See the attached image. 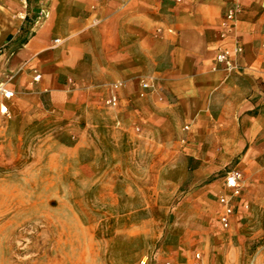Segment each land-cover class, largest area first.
Returning <instances> with one entry per match:
<instances>
[{"label":"crops","instance_id":"crops-1","mask_svg":"<svg viewBox=\"0 0 264 264\" xmlns=\"http://www.w3.org/2000/svg\"><path fill=\"white\" fill-rule=\"evenodd\" d=\"M235 2L241 12L226 23ZM28 7L0 0V46L20 44L0 69V84L17 99L4 100L3 136L24 140L47 170L57 172L66 151L70 180L81 172L84 186L113 197L119 217L150 218L152 204L175 200L188 159L201 151L181 144L190 131L181 124H192L191 137L225 139L228 153L242 158L249 140L264 139V0H34ZM30 9L38 15L27 30ZM236 43L240 69H214L217 52L232 53ZM117 84L120 103L110 108L105 100ZM224 122L225 130H206ZM74 131L76 142L60 143ZM204 177L193 169L188 186L205 193ZM188 198L180 207L205 202ZM236 205L235 212L246 206L244 190Z\"/></svg>","mask_w":264,"mask_h":264},{"label":"rangeland","instance_id":"rangeland-1","mask_svg":"<svg viewBox=\"0 0 264 264\" xmlns=\"http://www.w3.org/2000/svg\"><path fill=\"white\" fill-rule=\"evenodd\" d=\"M17 1L23 9L34 3ZM35 12L30 9L23 28L28 30L34 24ZM19 45L0 46V69ZM3 77L1 74V81ZM20 94L24 93H16ZM11 99L17 100L15 96ZM1 103L5 101L0 96ZM257 112L258 108L251 115ZM2 121L0 118V264H192L197 253L205 264H264V139L249 140L250 155L242 158L228 153L225 139L191 137L192 124H181V128H190L189 133L183 132L181 144L201 150L195 159H188L187 182L171 203L152 204L149 214L153 217L121 218L110 201L113 197L100 196L97 186H84L81 172L75 173V181L70 180L66 151H59L57 172L44 169L46 164H36L24 140L3 136ZM225 129V122L206 127L213 132ZM76 131L61 134L60 143L76 142ZM234 167L242 174L246 206L223 228L217 198L228 193L224 177ZM196 168L204 170L198 187L208 186L205 193L188 186ZM196 194L205 202L193 198L180 207L184 197Z\"/></svg>","mask_w":264,"mask_h":264},{"label":"built area","instance_id":"built-area-1","mask_svg":"<svg viewBox=\"0 0 264 264\" xmlns=\"http://www.w3.org/2000/svg\"><path fill=\"white\" fill-rule=\"evenodd\" d=\"M26 5V0H20ZM179 1V0H176ZM241 12V8L237 2L231 5L225 14L226 23L232 24L236 21L237 15ZM241 52L240 46L236 43L232 53L227 50H219L215 58L214 69L221 67L226 72H235L239 70V66L236 63L235 56ZM261 52L264 53V36L261 40ZM36 81L40 79V75L34 77ZM142 89H146L148 86L146 83L141 84ZM119 85L113 86V93L105 100V104L110 108H117L120 103L117 90ZM0 96L4 100H10L14 93L7 90L3 84H0ZM0 113L4 116L9 114L8 107L5 104H0ZM185 129H188L185 127ZM224 186L229 191L227 194L218 196L217 203L220 207V214L218 221L223 228L229 227L231 219L235 215V210L237 208L236 203L241 200L243 192V180L242 174L236 169L229 170L224 177ZM192 264H205L203 258L199 253L195 254L193 257Z\"/></svg>","mask_w":264,"mask_h":264}]
</instances>
